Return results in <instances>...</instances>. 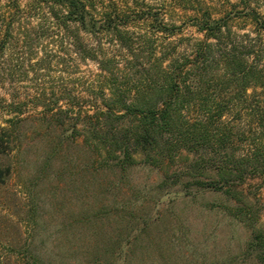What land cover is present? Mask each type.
<instances>
[{"label": "rangeland", "instance_id": "obj_1", "mask_svg": "<svg viewBox=\"0 0 264 264\" xmlns=\"http://www.w3.org/2000/svg\"><path fill=\"white\" fill-rule=\"evenodd\" d=\"M199 1L215 16L230 7L227 0ZM7 2L0 0V34L12 13L10 29L29 30L34 39L45 26L32 0H18L20 10ZM161 9L181 35L200 36L190 10ZM258 10L264 15V5ZM41 43L23 58L12 46L0 50V127L16 113L20 120L0 154V264H264V246L248 249L252 236H264V174L247 176L229 195L194 184L186 174L193 156L184 151L168 165L142 155L125 169L102 165L91 158L84 132L69 136L67 124L49 121L41 104L62 96L64 106L74 81H87L96 63L78 59L71 47ZM75 88L89 93L85 83ZM203 173L200 179L215 178Z\"/></svg>", "mask_w": 264, "mask_h": 264}, {"label": "trees", "instance_id": "obj_2", "mask_svg": "<svg viewBox=\"0 0 264 264\" xmlns=\"http://www.w3.org/2000/svg\"><path fill=\"white\" fill-rule=\"evenodd\" d=\"M32 2L45 27L34 39L29 30L14 32L10 13L0 50L12 46L23 58L41 41L96 63L87 81H74L85 83L88 95L74 87L64 106L62 96L41 103L49 121L67 124L69 136L84 132L91 158L125 169L135 155L161 166L184 151L193 156L186 174L194 184L229 195L247 176L264 174V15L258 10L264 0H227L230 7L219 16L199 0ZM7 3L21 9L18 0ZM169 4L192 12L188 20L200 36L181 35V25L165 22L161 8ZM239 20L249 27H235ZM134 22L145 27L136 30ZM16 114L0 127V154L10 148ZM207 171L215 178L200 179ZM261 246V234L248 242L250 250Z\"/></svg>", "mask_w": 264, "mask_h": 264}]
</instances>
